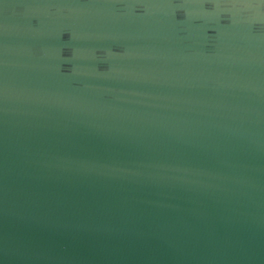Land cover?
I'll list each match as a JSON object with an SVG mask.
<instances>
[{"label": "water", "instance_id": "1", "mask_svg": "<svg viewBox=\"0 0 264 264\" xmlns=\"http://www.w3.org/2000/svg\"><path fill=\"white\" fill-rule=\"evenodd\" d=\"M0 264H264V0H0Z\"/></svg>", "mask_w": 264, "mask_h": 264}]
</instances>
